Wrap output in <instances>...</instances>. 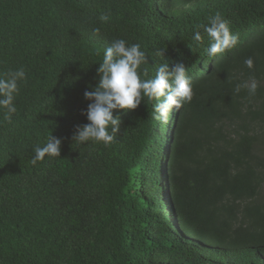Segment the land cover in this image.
<instances>
[{
    "label": "trees",
    "instance_id": "1",
    "mask_svg": "<svg viewBox=\"0 0 264 264\" xmlns=\"http://www.w3.org/2000/svg\"><path fill=\"white\" fill-rule=\"evenodd\" d=\"M131 1L0 0V74H27L11 122L0 112V264H249L264 253V0H166L151 12H131ZM217 12L239 43L204 72L207 38L192 35ZM114 38L140 43L147 67L183 61L201 78L178 126L170 232L147 225L159 203L134 191L142 132L110 147L72 144L87 123L83 93L98 82L97 48ZM249 77L256 95L235 93ZM50 132L60 157L33 165Z\"/></svg>",
    "mask_w": 264,
    "mask_h": 264
},
{
    "label": "clouds",
    "instance_id": "2",
    "mask_svg": "<svg viewBox=\"0 0 264 264\" xmlns=\"http://www.w3.org/2000/svg\"><path fill=\"white\" fill-rule=\"evenodd\" d=\"M165 1L133 0L127 5L134 4V7L127 9L131 12H151V8L163 7ZM100 20L107 22L109 16L101 15ZM205 38L207 46L204 50L209 58L204 63V72L210 70L214 60L222 59L239 43L238 35L233 34L228 21L218 12L194 30L192 40L197 45L202 44ZM96 53L99 57L96 62L98 82L94 87L89 85L83 93L84 99L89 101L81 112L87 123L79 125L80 122L73 128L72 144L92 142L110 147L116 137H132L142 132L144 167L134 191L142 198L159 203V218H154L152 224L148 222L147 225H153V230L170 232L172 225L179 221L173 186L178 126L184 105L191 102L193 87L198 85L201 78L183 61L170 59L147 67L149 53L142 49L140 43H129L123 38H114L99 45ZM154 55L164 57L162 48L156 49ZM244 65L249 70L253 69V59H245ZM26 79L23 67L0 74V112L8 122L18 110L15 100L20 92V84ZM258 87L257 79L249 77L236 83L234 92L238 94L245 90L249 96H255ZM61 144V139L50 132L42 144L32 148L31 163L36 165L46 156L60 157ZM52 170L60 171L56 166ZM105 175H111L115 180L116 175L110 174V170ZM53 184L61 187V182ZM29 194L35 205L48 209L41 203L43 192L34 190ZM197 241L202 243L199 238ZM250 253L249 264H264V253Z\"/></svg>",
    "mask_w": 264,
    "mask_h": 264
}]
</instances>
